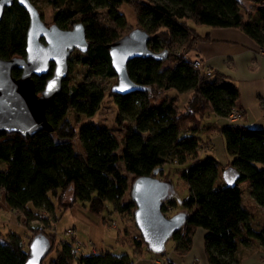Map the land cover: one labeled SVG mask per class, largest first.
Listing matches in <instances>:
<instances>
[{
	"label": "trees",
	"instance_id": "trees-1",
	"mask_svg": "<svg viewBox=\"0 0 264 264\" xmlns=\"http://www.w3.org/2000/svg\"><path fill=\"white\" fill-rule=\"evenodd\" d=\"M46 1L55 9L52 22L64 28L76 20L84 24L90 47L77 55L91 74L116 76L106 45L133 28L119 10L123 3L134 7L136 26L151 35L148 46L154 51L168 50L171 66L160 70L162 61L150 58L128 62L130 78L149 89L127 94L110 90L118 109L115 121L123 127L121 141L105 125L85 123L77 127V122L69 119L72 111L95 114L104 97L97 85L69 82V75L46 109L53 131L43 130L32 137L0 132V160L7 164L0 169V194H4L8 208L29 218L36 215L29 203L48 212H54L56 205L67 209L77 201L88 202L94 214L102 211L106 201L115 209H129L134 203L124 198L130 196L133 180L163 174V165L173 160L183 166L181 176L189 187V195L182 201L188 218L172 236L177 252L184 254L191 249L199 227L207 231L204 248L210 264H238V237L244 236L243 242L253 238L264 245V229L252 228L251 211L244 201L248 187L264 210V128H250L237 121L220 125L218 118H227L233 111L243 115L238 87L225 74L203 65L195 67L189 54L197 41L208 39V35L197 33L195 26L199 25L237 28L264 49V0H249L255 12L251 19H245L241 0ZM28 21L26 11L16 3L5 10L0 21V57L25 55ZM12 74L18 77L20 71L14 69ZM46 78L34 79L37 92L43 89ZM215 134L223 140L225 165L212 154ZM226 168L234 172L232 182L222 178ZM163 175V180H168V175ZM68 191L71 200L67 203ZM30 230L26 249L17 231H0V264H26L29 243L39 232L51 243L40 264L53 250L55 255L48 264H134L126 254L94 248L83 254L81 247L75 252V244L57 240L55 233ZM68 234L74 242V233ZM130 244L149 250L141 235L133 237Z\"/></svg>",
	"mask_w": 264,
	"mask_h": 264
},
{
	"label": "water",
	"instance_id": "water-1",
	"mask_svg": "<svg viewBox=\"0 0 264 264\" xmlns=\"http://www.w3.org/2000/svg\"><path fill=\"white\" fill-rule=\"evenodd\" d=\"M16 3L28 15L24 56L0 57V132L34 136L46 130L53 131L46 117V109L62 90L69 74V58L77 50L86 53L90 43L82 22H74L70 28L57 23L46 24L31 0H0V21L5 10ZM151 35L141 27H134L119 39L106 45L117 82L111 87L114 94L146 91L147 86L134 82L127 64L134 58L164 61L168 50L154 51L148 46ZM52 66V71L51 70ZM20 75L15 77L12 71ZM47 76L43 89L36 91L35 78ZM170 182L152 175L135 178L130 187V197L135 205L133 217L141 237L150 251L161 253L166 241L186 222L187 211H179L167 217L163 202L170 195ZM51 243L41 232L29 243L26 264H40Z\"/></svg>",
	"mask_w": 264,
	"mask_h": 264
},
{
	"label": "rangeland",
	"instance_id": "rangeland-1",
	"mask_svg": "<svg viewBox=\"0 0 264 264\" xmlns=\"http://www.w3.org/2000/svg\"><path fill=\"white\" fill-rule=\"evenodd\" d=\"M31 1L37 6L39 12L42 14L44 22L46 24H51L55 9L50 6L46 0ZM139 1L148 2V0ZM119 10L125 15V20L129 26H133V28L139 27L136 26V12L132 5L123 3L120 5ZM77 21L79 20L74 22ZM72 24L68 28H70ZM199 32L202 33L203 30L199 29ZM77 54L78 51L75 50L69 58L68 81H71L72 83H93L104 91V97L95 114L87 116L77 114L75 111H72L69 113V119L72 122H77V127L85 123L105 125L109 127L118 140L121 141L123 136V127L115 121L118 109L110 96L111 87L117 82V77L107 76L104 74H91L87 71L86 66L80 63ZM190 56L193 57V53H191ZM170 66L171 61L166 59L162 61L160 70H164ZM123 116L125 119L129 118L128 114H123ZM125 121L126 120H124V122ZM75 145L77 149L80 150L76 142ZM6 165L5 161L0 160V169H4ZM182 170L183 166L173 160H169L163 165V174L168 175V181L171 185L170 198L166 199L162 206L164 209L163 213L167 217L179 211H186V209L182 206V201L188 197L189 187L185 179L181 176ZM125 174L129 179L132 178V174ZM163 174L156 173L155 177L163 180ZM222 178L225 180L226 176L222 175ZM124 199L126 202L131 200L128 195H126ZM70 200L71 191H68L64 201L68 203ZM246 201H248V198H246ZM29 208L36 212V215L30 218L22 212L14 211L8 208L5 204L4 196H1L0 194V231L2 233L14 230L17 231L22 236L21 241L25 246V249V241L31 233L30 229H39L45 230L49 233H55L57 240H66L75 244V246L79 244L83 254L90 253L94 248L98 251L107 250L115 255L126 254L130 258L134 259L133 252L135 246L131 245L130 241L133 237L140 236V232L135 225L133 217L135 205L129 209L118 210L115 209L111 202L106 201L104 202V208L99 214H94L89 210L88 202L82 203L80 201H77L73 204V206L68 207L67 209L62 205H56L54 212H48L44 208L37 209L31 203H29ZM33 219L36 221H33ZM69 230L72 234L74 233V242L72 241V235L68 234ZM165 244V252H167L173 246L174 239L170 237ZM144 248L145 256H150L152 258L161 257L160 253H154L147 250L146 247ZM54 255L55 251L53 250L43 264H48L49 259ZM156 264L161 263L157 261Z\"/></svg>",
	"mask_w": 264,
	"mask_h": 264
},
{
	"label": "crops",
	"instance_id": "crops-1",
	"mask_svg": "<svg viewBox=\"0 0 264 264\" xmlns=\"http://www.w3.org/2000/svg\"><path fill=\"white\" fill-rule=\"evenodd\" d=\"M241 2L242 10L247 12L245 19L253 18L255 12L251 1L241 0ZM195 28L200 36L208 35V39L197 41L189 54L193 53L194 59H200L205 69L225 74L236 83L239 90V105L243 113L237 123L250 128H264V54L259 51L257 43L237 28H215L208 25H199ZM199 29L203 32H199ZM218 122L223 126L229 123L227 118L222 117L218 118ZM211 140L214 145L212 154L225 165L227 157L221 136L215 134ZM222 172L221 175L226 176L225 181L230 182L234 179V172L231 169L226 168ZM248 189V187L245 189L244 201L251 211L250 225L254 230H262L264 229V210L256 204ZM206 232L201 227L197 228L193 235L191 249L184 254L175 250L177 242L174 240L171 249L167 252L164 249V252L160 253V258L145 256L144 245H138L134 247V259H130L134 264H153V261L161 264L167 262L210 264L205 256ZM243 238L244 236L237 238L238 264H264V245L253 238L243 242Z\"/></svg>",
	"mask_w": 264,
	"mask_h": 264
},
{
	"label": "built area",
	"instance_id": "built-area-1",
	"mask_svg": "<svg viewBox=\"0 0 264 264\" xmlns=\"http://www.w3.org/2000/svg\"><path fill=\"white\" fill-rule=\"evenodd\" d=\"M259 51H260L262 54H264V49L259 48ZM201 65H203V63L201 62L200 59H195V60H194V66H195V67H200ZM240 118H241V114H240L239 112H237V111H233V112L230 113L229 116L227 117L228 121L231 122V123H232V122H236V121L239 120ZM68 233H71V231L69 230ZM80 247H81V246H80L79 244L76 245V247H75V252H79ZM153 263L156 264L155 261H153Z\"/></svg>",
	"mask_w": 264,
	"mask_h": 264
}]
</instances>
